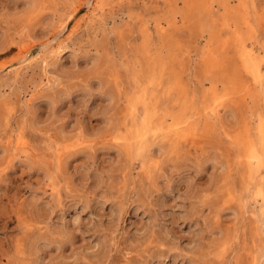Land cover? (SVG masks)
<instances>
[{
	"label": "rangeland",
	"instance_id": "rangeland-1",
	"mask_svg": "<svg viewBox=\"0 0 264 264\" xmlns=\"http://www.w3.org/2000/svg\"><path fill=\"white\" fill-rule=\"evenodd\" d=\"M263 143L264 0H0V264H264Z\"/></svg>",
	"mask_w": 264,
	"mask_h": 264
},
{
	"label": "bare ground",
	"instance_id": "bare-ground-1",
	"mask_svg": "<svg viewBox=\"0 0 264 264\" xmlns=\"http://www.w3.org/2000/svg\"><path fill=\"white\" fill-rule=\"evenodd\" d=\"M72 15H73V12H70L68 15H67V17L64 19V21L60 24V32L61 31H63V30H65V27H66V23L68 22V20L72 17ZM144 28V27H143ZM59 32V33H60ZM144 39H145V37H144ZM149 41V40H148ZM24 47V46H23ZM253 47V46H252ZM26 48V47H25ZM26 50V49H25ZM29 50V49H28ZM255 51V50H254ZM25 53V55L27 54V50L24 52ZM20 59V58H19ZM11 63V62H10ZM146 63V62H145ZM2 67V66H1ZM263 93V92H262ZM218 102V101H217ZM209 106V105H208ZM181 115V114H180ZM184 115H185V113H184ZM184 118V117H183ZM186 118H187V115H186ZM186 118H185V121H186ZM181 122H182V120H181ZM183 122H184V119H183ZM182 124V123H181ZM184 124V123H183ZM188 130V129H187ZM264 144V143H263ZM244 145V144H243ZM264 146V145H263ZM263 149V148H262ZM248 151V147H247V149L245 150V152H247ZM260 153V152H259ZM248 155V154H247ZM243 156H244V154H243ZM249 156H250V154H249ZM255 156V155H254ZM260 159V158H259ZM261 160V159H260ZM257 161V160H256ZM262 162V161H261ZM260 162V163H261ZM255 163V162H254ZM253 163V164H254ZM258 163H259V161H258ZM260 168V167H259ZM261 169V168H260ZM257 174V172L255 173V175ZM252 176V175H251ZM254 178V177H253ZM257 178V177H256ZM255 180V179H254ZM253 184V183H252ZM262 187H263V185H262ZM260 189V188H259ZM264 191V190H263ZM253 192V191H252ZM264 198V197H263ZM247 210V209H246ZM244 211V210H243Z\"/></svg>",
	"mask_w": 264,
	"mask_h": 264
}]
</instances>
